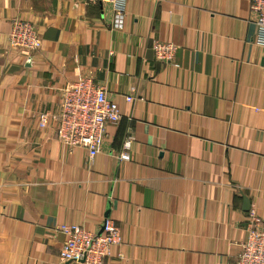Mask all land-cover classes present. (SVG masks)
Returning a JSON list of instances; mask_svg holds the SVG:
<instances>
[{
	"label": "crops",
	"instance_id": "crops-1",
	"mask_svg": "<svg viewBox=\"0 0 264 264\" xmlns=\"http://www.w3.org/2000/svg\"><path fill=\"white\" fill-rule=\"evenodd\" d=\"M125 4L117 29L109 5L0 0V264H62L57 227L100 233L106 218L122 236L106 264H236L249 211L264 219V52L250 0ZM14 19L37 27L40 51L9 45ZM156 41L176 47L171 61ZM83 76L122 115L92 161L56 123L40 126Z\"/></svg>",
	"mask_w": 264,
	"mask_h": 264
},
{
	"label": "built area",
	"instance_id": "built-area-1",
	"mask_svg": "<svg viewBox=\"0 0 264 264\" xmlns=\"http://www.w3.org/2000/svg\"><path fill=\"white\" fill-rule=\"evenodd\" d=\"M76 1L83 5L111 6L115 27L123 28L126 0ZM250 3L258 27L256 41L264 52V0H250ZM8 43L13 48L29 51H40L42 48L37 27L22 19L12 21ZM153 51L158 60L171 61L176 47L156 41ZM127 101H133V98L128 97ZM121 119L119 105L107 98L105 87L97 84L92 77L83 76L65 85L58 113L41 114L40 126L47 128L56 123L57 139L70 149H84L92 161L103 142L107 126L118 125ZM131 144L129 138L121 153V161H129ZM246 231L247 239L241 243L236 264H264V219L256 209L248 213ZM57 232L66 236L59 255L62 264H106L112 248L120 245L122 240L121 229L111 218L104 219L100 233L74 224L60 225Z\"/></svg>",
	"mask_w": 264,
	"mask_h": 264
},
{
	"label": "water",
	"instance_id": "water-1",
	"mask_svg": "<svg viewBox=\"0 0 264 264\" xmlns=\"http://www.w3.org/2000/svg\"><path fill=\"white\" fill-rule=\"evenodd\" d=\"M248 206L250 207V203H248ZM249 207H248V208H249ZM248 210H249V209H248ZM65 264H70V262H68V263H65Z\"/></svg>",
	"mask_w": 264,
	"mask_h": 264
}]
</instances>
